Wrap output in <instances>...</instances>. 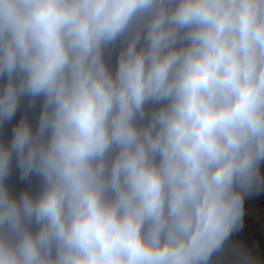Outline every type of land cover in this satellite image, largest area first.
Wrapping results in <instances>:
<instances>
[{"label":"clouds","instance_id":"clouds-1","mask_svg":"<svg viewBox=\"0 0 264 264\" xmlns=\"http://www.w3.org/2000/svg\"><path fill=\"white\" fill-rule=\"evenodd\" d=\"M264 0H0V264H264Z\"/></svg>","mask_w":264,"mask_h":264},{"label":"built area","instance_id":"built-area-1","mask_svg":"<svg viewBox=\"0 0 264 264\" xmlns=\"http://www.w3.org/2000/svg\"><path fill=\"white\" fill-rule=\"evenodd\" d=\"M236 239L246 243L264 260V191L246 199L245 227L237 233Z\"/></svg>","mask_w":264,"mask_h":264}]
</instances>
